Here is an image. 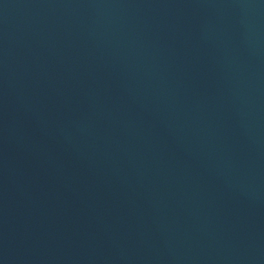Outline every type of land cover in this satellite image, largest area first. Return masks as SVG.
Segmentation results:
<instances>
[{"label":"water","instance_id":"95a60500","mask_svg":"<svg viewBox=\"0 0 264 264\" xmlns=\"http://www.w3.org/2000/svg\"><path fill=\"white\" fill-rule=\"evenodd\" d=\"M0 264H264V0H0Z\"/></svg>","mask_w":264,"mask_h":264}]
</instances>
